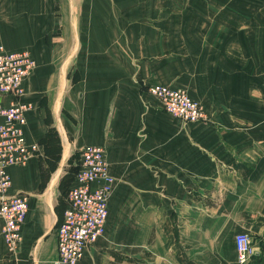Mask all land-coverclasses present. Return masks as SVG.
<instances>
[{
	"label": "crops",
	"instance_id": "1",
	"mask_svg": "<svg viewBox=\"0 0 264 264\" xmlns=\"http://www.w3.org/2000/svg\"><path fill=\"white\" fill-rule=\"evenodd\" d=\"M182 1L0 0V44L36 61L20 98L33 103L24 132L39 153L9 169V193L29 204L15 264L54 263L62 171L86 144L104 148L115 180L104 233L79 264H238L239 232L255 252L245 264H264V0ZM173 54L192 71L153 78ZM111 59L144 61L107 77ZM167 83L192 91L208 123L182 122L144 90ZM1 223L0 264H12Z\"/></svg>",
	"mask_w": 264,
	"mask_h": 264
},
{
	"label": "built area",
	"instance_id": "2",
	"mask_svg": "<svg viewBox=\"0 0 264 264\" xmlns=\"http://www.w3.org/2000/svg\"><path fill=\"white\" fill-rule=\"evenodd\" d=\"M36 62L27 50H7L0 44V219L1 234L9 253L15 252L22 239L21 228L28 211L24 193H9L12 166H24L39 153L37 142L26 139L24 127L33 103L21 99L23 81ZM149 92L162 107L185 121L205 119L203 108L184 89L152 84ZM102 146L86 144L66 193V204L56 226L57 257L53 264H79L85 250L104 233L108 216L107 202L114 183ZM238 264L247 263L255 254L251 236L239 232L234 236Z\"/></svg>",
	"mask_w": 264,
	"mask_h": 264
},
{
	"label": "rangeland",
	"instance_id": "3",
	"mask_svg": "<svg viewBox=\"0 0 264 264\" xmlns=\"http://www.w3.org/2000/svg\"><path fill=\"white\" fill-rule=\"evenodd\" d=\"M156 2H166V3H169L170 4V7L171 8H176L177 7V3H180V2H183L182 0H155ZM176 13V11H175ZM181 29V28H180ZM169 31H170V36L171 37H176L177 36V33L180 31L178 27L176 26H171L169 28ZM167 46H172V42H170L169 44H166ZM159 46V44H155V47H154V53L155 55L158 54L157 53V47ZM174 55V54H173ZM137 63H140L144 60H136ZM36 62V61H35ZM151 62H156V60H152ZM163 62V66L160 67L159 63L157 64V66H153L151 65L149 68H148V72L151 73V76L153 78H167V77H172L174 76L177 72L179 71H192V67H189L190 65H192V62L193 60H190V62H188L187 60L185 59H177L176 55L174 56H171L165 60L162 61ZM134 60H131V59H122V60H106L105 62V66L107 68V77H114V75H118L115 71H111L113 68H118L119 70L122 71V74L124 76L125 73H128L131 71L132 68L136 67V64H137ZM97 65L96 63V60H86V66L83 65V60H77L75 63H74V67H77L79 69L81 68H84L85 67H93ZM86 71H87V68H86ZM86 78L87 80H91V78H96V75H90V76H87L86 75ZM152 85V84H151ZM162 85H167V86H170V87H175V88H182L186 91V93L194 100L196 101L194 98H193V95H192V91H188L186 90L184 87H181V86H178V85H174V84H162ZM149 87L150 85H146V87H144V90L145 92H147L149 95V98L153 99L154 102H159L160 103V106L162 108V110L165 112V113H168L172 116H175L169 112H167L163 107H162V104L161 102L159 101V99L154 96L153 94H151L149 92ZM198 104H200L198 101H196ZM202 107V105H200ZM203 108V107H202ZM203 111L205 113V119H202V120H199V121H195V122H201V123H208L209 121V117L207 116L204 108H203ZM176 117V116H175ZM178 118V117H177ZM180 119V118H179ZM182 122L184 123H195L194 121H185V120H182L180 119ZM57 135L55 132H48L47 133V137H46V142L49 144V151H50V156L51 157V161H49L51 164L58 159L59 157V152H60V147H59V144H58V140H57ZM50 160V158H48ZM54 159V161H53ZM78 160H79V155L78 154H74L73 156H71L69 158V162L67 163V165L64 167V170L62 171V182H63V186H64V191L67 192L68 190V187H69V182L70 180L73 178L74 176V172L76 171V168H77V164H78ZM20 245V244H19ZM19 249V247H18ZM18 249L13 252V253H9L10 256V259L12 261V264H15L17 262V260H21L20 259V256L18 255L19 251ZM19 262V261H18Z\"/></svg>",
	"mask_w": 264,
	"mask_h": 264
}]
</instances>
